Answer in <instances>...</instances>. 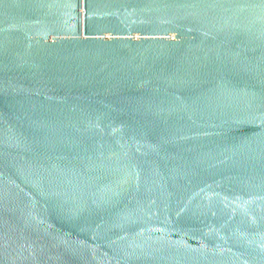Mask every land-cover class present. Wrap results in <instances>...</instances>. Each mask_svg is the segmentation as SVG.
Instances as JSON below:
<instances>
[{"label": "water", "instance_id": "95a60500", "mask_svg": "<svg viewBox=\"0 0 264 264\" xmlns=\"http://www.w3.org/2000/svg\"><path fill=\"white\" fill-rule=\"evenodd\" d=\"M0 264H264V0H0Z\"/></svg>", "mask_w": 264, "mask_h": 264}]
</instances>
